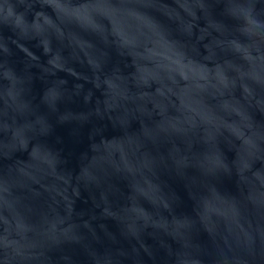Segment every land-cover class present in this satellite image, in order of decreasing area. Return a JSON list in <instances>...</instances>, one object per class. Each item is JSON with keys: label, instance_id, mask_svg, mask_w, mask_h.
I'll list each match as a JSON object with an SVG mask.
<instances>
[{"label": "water", "instance_id": "1", "mask_svg": "<svg viewBox=\"0 0 264 264\" xmlns=\"http://www.w3.org/2000/svg\"><path fill=\"white\" fill-rule=\"evenodd\" d=\"M0 264H264V0H0Z\"/></svg>", "mask_w": 264, "mask_h": 264}]
</instances>
